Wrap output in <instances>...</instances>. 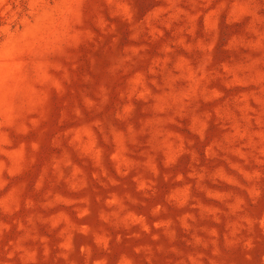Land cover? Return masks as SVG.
<instances>
[{
    "label": "rangeland",
    "instance_id": "obj_1",
    "mask_svg": "<svg viewBox=\"0 0 264 264\" xmlns=\"http://www.w3.org/2000/svg\"><path fill=\"white\" fill-rule=\"evenodd\" d=\"M0 264H264V0H0Z\"/></svg>",
    "mask_w": 264,
    "mask_h": 264
}]
</instances>
